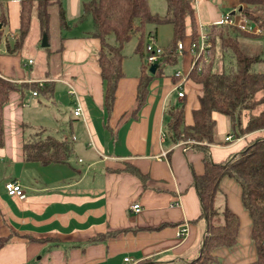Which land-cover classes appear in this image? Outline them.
I'll return each mask as SVG.
<instances>
[{"label":"crops","instance_id":"crops-1","mask_svg":"<svg viewBox=\"0 0 264 264\" xmlns=\"http://www.w3.org/2000/svg\"><path fill=\"white\" fill-rule=\"evenodd\" d=\"M85 1L62 0L68 24L61 32L62 50L54 55L53 63V56L47 57L45 70L27 71L23 69L26 63L22 50H5L19 28V0H0V13L4 10L7 15L6 24L1 26L4 41L0 46V76L16 83L40 81L42 87L50 83L52 88L36 96L31 89L12 91L3 108L0 238L8 237L9 241L0 248V264H185L199 254L203 240V228L195 222L201 210L193 186L194 174L204 171L203 152L172 140L166 132V110L183 106L184 124L192 125V111L199 107L202 86L190 77L191 70L185 72V51L172 72H166L169 64L161 66L148 84L144 103L138 107L140 59L134 53L125 54V74L118 80L108 111L105 83L95 57L99 40L92 36V18L80 19ZM148 1L152 12L165 14V0ZM189 2L194 22L186 19L184 39L188 44L193 40V30L198 33L202 25L222 24L226 13L238 12L247 5L244 0ZM146 30L152 31L157 45L169 48L173 37L170 23ZM41 37L39 33L36 47ZM56 39L48 38L53 50L60 45ZM177 70H182L184 80L174 76ZM70 87L74 94L69 93ZM179 90L184 92L183 97L178 96ZM78 105L82 115L74 116ZM214 119L217 142L209 146V152L216 163L228 160L263 135L257 130L235 138L227 116L214 113ZM31 122L41 130L26 132L24 125ZM48 135L68 140L71 153L76 151L85 160L78 157L72 165L71 154L66 163L43 165L24 160V142ZM83 161L81 168L74 166ZM126 166L138 168L145 181L127 171ZM93 168H97L95 173ZM8 181L18 182L25 197L9 195L4 186ZM220 189L240 223L236 244L216 248L214 264L253 262L256 250L251 239V219L242 204L240 186L234 179L224 177ZM134 203H139V212L131 209ZM181 227L186 229L183 236L178 234Z\"/></svg>","mask_w":264,"mask_h":264},{"label":"trees","instance_id":"trees-1","mask_svg":"<svg viewBox=\"0 0 264 264\" xmlns=\"http://www.w3.org/2000/svg\"><path fill=\"white\" fill-rule=\"evenodd\" d=\"M247 4L239 12L250 24L264 29V0H244ZM19 28L12 44L6 43L7 53L20 52L31 29L35 15L40 33L49 39L57 37L68 27L62 0H19ZM164 15L152 12L148 0H87L82 4L80 19L90 16L93 21L92 36L99 40L95 52L100 76L105 83L104 101L111 110L118 80L124 76V47L133 41V53L140 59L139 84L137 88L138 107L148 93V84L158 74L163 64H175L178 54L174 51L177 41L186 36V19L194 22V9L189 0H165ZM251 5L253 7H251ZM6 12L0 13L1 26L6 24ZM170 23L173 37L169 48L160 54L154 73L146 58L147 39L152 31L146 26ZM194 27V26H193ZM3 29L0 27V46ZM198 33L193 30L192 39ZM211 41L210 60L200 72L190 71V77L202 86L199 107L192 111L193 124L185 125L183 106L166 110L168 121L166 132L174 142L183 141L203 152L204 171L194 174L193 186L200 201V215L195 222L203 228V240L199 254L185 264H214L217 257L214 250L219 247H233L237 242L239 218L229 209L225 194L220 189L224 177L234 179L241 189V201L251 219V239L256 250V258L247 264H264V44L261 34L240 29L234 25L219 24L209 27ZM219 49V51H217ZM48 59L60 53L62 44L56 50L46 47ZM228 60V66L226 61ZM51 63V59H50ZM31 89L47 94L52 90L50 83L45 87L37 82L16 83L0 76V131L4 106L9 102L12 91ZM214 113L227 116L235 138L261 130L263 135L245 145L240 152L228 160L216 163L211 159L209 146L217 142ZM71 154V144L66 139L51 135L35 136L23 144L26 161L66 163ZM126 170L145 181V175L136 167L126 166ZM100 235L94 239L107 237ZM9 238H0V248Z\"/></svg>","mask_w":264,"mask_h":264},{"label":"built area","instance_id":"built-area-1","mask_svg":"<svg viewBox=\"0 0 264 264\" xmlns=\"http://www.w3.org/2000/svg\"><path fill=\"white\" fill-rule=\"evenodd\" d=\"M234 12L236 13L237 10H235ZM259 15L260 17H264V11ZM236 16L238 17L236 18ZM222 24L234 25L240 29L249 30L255 34H264V29L261 26L254 24V26L252 27L249 21L244 18L239 11L235 16H232V14L230 13H226L223 16ZM211 46L212 44L210 41L209 27H205L202 25L199 27L197 39L191 40L187 47L183 43V40L177 41L175 46V52L180 56H182L185 51L189 52L191 55L190 70L200 72L203 66L207 64L210 60ZM146 51L150 53V55L146 58V63L150 66L151 64L157 63L159 61L160 54L163 53L164 49L157 45L155 43L154 37L150 35L148 38V42L146 43ZM29 63H32V60H29ZM174 76L182 80L185 79L182 70H177L174 73ZM37 83L39 86L43 85L40 81H38ZM69 93L74 94V90L72 89V87H70ZM32 95L36 96L37 92L32 91ZM183 95L184 92L182 90H179L178 96L183 97ZM73 114L74 116L82 115V109L79 105L74 109ZM226 140H230V137H227ZM4 186L6 192L9 195L16 196L21 199L25 197L23 187L18 182L8 181L5 183ZM131 209L135 212H139L141 207L139 203H134L133 205H131ZM185 232L186 229L184 227H181L178 234L179 236H183Z\"/></svg>","mask_w":264,"mask_h":264},{"label":"rangeland","instance_id":"rangeland-1","mask_svg":"<svg viewBox=\"0 0 264 264\" xmlns=\"http://www.w3.org/2000/svg\"><path fill=\"white\" fill-rule=\"evenodd\" d=\"M214 25H218V24H214ZM31 31L29 32V34L27 35L26 37V40H25V43H24V46L22 48V51H21V55H22V58H23V62L26 63V66H23V69L29 71L30 68H32L33 70L35 71H41V70H45L46 69V65H48L47 63V52H46V47H42L41 46V40H40V43L39 45L36 47L35 46V41L39 38V27H38V23H37V19L34 15L33 19H32V25H31ZM150 26H153L152 24H148L146 26V28H150ZM148 30V29H147ZM259 40L260 42H262L264 44V34H262L260 37H259ZM148 41V39H147ZM183 43L185 44V46L187 47V44H188V40L186 39H183ZM133 45H134V42L131 41L129 43H127L124 47V54H126L127 56L132 55L133 52H132V49H133ZM52 47V46H51ZM219 51V49L217 50ZM190 53H186L185 57H184V62H185V72H189L190 71V59H191V56L189 55ZM136 58H138L137 55H135ZM178 57H180V55H178ZM28 59H31L32 62H34V64H31L28 62ZM56 60V56H53V58L51 59V63H53L54 61ZM181 59L179 58V61ZM226 63V66H228V60L225 62ZM178 65L174 64H169L165 67L166 69V72L167 73H170L174 70V68H177ZM56 72V71H54ZM50 105V104H49ZM51 111L53 113H55L57 115V112H54L53 111V108H51ZM46 113L48 114H51L50 111H46ZM31 126H37L36 123H30ZM28 126V125H24V128H25V131L28 132V131H31L33 130L34 131H39L41 130L38 126L37 127H31V126ZM32 132V133H33ZM78 157H81L83 160H85L84 156L80 153H77L76 151H72L71 153V156L69 158V162H71V164L73 165L74 162L77 161V158ZM77 163V162H76ZM85 164L84 161L82 162V164L79 162L78 164L74 165L75 167L77 168H81V166ZM97 171V168H93L92 169V172H96Z\"/></svg>","mask_w":264,"mask_h":264},{"label":"water","instance_id":"water-1","mask_svg":"<svg viewBox=\"0 0 264 264\" xmlns=\"http://www.w3.org/2000/svg\"><path fill=\"white\" fill-rule=\"evenodd\" d=\"M239 10H241V8H240ZM232 14H234V11L232 12ZM0 27H1V25H0ZM41 46H42V47H48V46H49L48 36H47L46 33H43V34H42V37H41ZM157 66H158L157 63H153V64H151V65H150V68H149V71H150L151 73H154L155 70H156V68H157Z\"/></svg>","mask_w":264,"mask_h":264}]
</instances>
